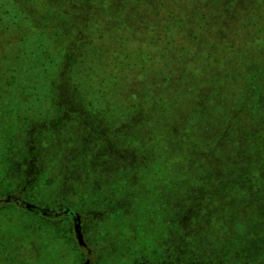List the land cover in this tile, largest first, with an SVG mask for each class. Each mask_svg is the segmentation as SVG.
Returning a JSON list of instances; mask_svg holds the SVG:
<instances>
[{"label":"rangeland","instance_id":"obj_1","mask_svg":"<svg viewBox=\"0 0 264 264\" xmlns=\"http://www.w3.org/2000/svg\"><path fill=\"white\" fill-rule=\"evenodd\" d=\"M110 1L125 12L141 13V24L147 18L154 34L164 36L158 45L169 47L175 53L171 58L182 56L160 71L168 88L187 89L183 115H176L173 123L154 111L146 117L154 126L145 130L144 121L140 123L136 113L125 110L120 114L127 121L117 130L128 137L124 143L137 136V148L105 151L99 145L88 147L86 130L78 137L79 147L77 136L67 137V132L79 131L82 125L75 129L72 109L62 100L52 106L57 120L52 128L44 127L43 117L26 118L15 122L10 135L6 111L0 113V264H22L40 250L49 256L33 264H49L53 256L57 264H264V203L252 207L235 201L236 196L247 200L254 190L247 187L249 180L246 185L241 182L243 168L237 164L244 157L232 155L231 161L225 157L229 152H249L248 144L253 146L259 137H252L255 131H249L239 117L225 126L218 120L230 108L219 95L231 91L232 84L224 77L233 78L243 69L233 64L234 57L231 60L234 48L237 54L244 51L240 46L246 27L241 24L246 23V15L264 7L258 9L256 0ZM102 4V0H58L56 6L69 12L68 26L75 30L91 20L94 12L97 16ZM169 6L181 21L170 18ZM191 13L198 18L191 19ZM98 18L92 20L98 23ZM156 20L162 21V27ZM168 21H178V25L167 27ZM199 26L202 33L194 29ZM193 35L203 42H187ZM181 47L189 51L184 56L179 53ZM211 47H216L213 56L224 60L210 76L215 88H211L210 77L200 86L183 84L197 71L208 70L197 64L195 54L201 51L205 56ZM120 103L125 105V100ZM206 108L220 113L212 115ZM239 112L246 114L245 109ZM59 115L63 116L58 119ZM178 134H182L179 139ZM217 134L221 136L216 139ZM152 152L158 154L153 158ZM154 159L166 170L155 169ZM217 179L226 184L227 198L217 191L214 184L221 181ZM52 237L53 242L48 241ZM17 241L22 244L20 249ZM43 241L44 247L39 245Z\"/></svg>","mask_w":264,"mask_h":264},{"label":"trees","instance_id":"obj_2","mask_svg":"<svg viewBox=\"0 0 264 264\" xmlns=\"http://www.w3.org/2000/svg\"><path fill=\"white\" fill-rule=\"evenodd\" d=\"M57 1L0 0V113L6 111L4 117L8 118L12 129L9 134L13 135V125L16 121L26 118L43 117L45 128H48L47 124L51 126L49 128L57 126V120L53 119L56 108L52 106L60 100L63 105L71 107L72 116L76 120L75 129L82 125L79 131L67 132V137L77 136L78 147L81 143L78 137L86 130L87 141H90L88 147L92 149V145H99L105 151L137 148V136L132 135L131 140L124 143L128 137L117 130L120 124L127 121L123 120L126 116L120 113L128 109L136 113L140 123L144 121L142 125L145 130L148 125L154 126L146 119L154 111L161 113L163 118H169L173 123L177 122V116L183 115L182 102L187 89L184 86L177 89V86L175 88L173 85L168 88L166 81L161 79L163 73L160 68L168 66L172 60L183 58H180L182 56L179 54V58H171L175 53L169 47L158 45L157 40L164 39V36L154 34L152 23L147 22L145 18L141 24V13L132 10L130 13L125 12L116 2L102 0V8L99 6L97 16L94 12L91 20L74 30L68 26L69 12L58 9ZM164 1L169 3L168 0ZM171 3L173 1L170 0ZM255 5L258 9L264 7V0H256ZM169 7L170 14L173 15L170 18L179 20L178 13L173 14V7ZM262 10L264 9L254 10L250 16L246 15V23L241 24L246 27V37L240 46L244 51L237 54L234 48L231 60L234 57L233 64L237 62L243 69L233 78L224 77L228 80L227 84H232L231 91L219 94L227 101V106L230 105L224 114L218 116L219 122H223L225 126L234 116L239 117L246 121L249 131H255L252 137H259L254 139L253 146L248 144L249 152H229L225 156L230 161L232 155L240 154L236 157H244L245 161L237 164L243 168L241 182L246 185L249 180L247 187H252L254 193H248L250 196L247 200L246 196L243 199L236 196L234 199L242 200L243 204L252 207L264 203V20H260ZM189 17L198 18L196 13H191ZM97 18L98 23H95L96 20L92 19ZM156 25L162 27V21L156 20ZM166 25L175 27L178 21H168ZM194 29L202 33L201 26ZM190 39L192 41L188 38L187 42L192 45L203 42V38L196 35ZM229 45L234 47L233 43ZM214 48L216 47L206 49L205 56L200 55L201 51L195 54L197 64L208 70L204 73L197 71L190 79L183 81V84L200 86L201 82L213 75L212 71L217 65H223L224 60L213 56ZM159 50L162 54L158 53ZM168 52L171 55H168ZM188 52L187 48L179 49L183 56ZM228 61L227 59L225 63ZM209 81L211 88H215L212 77ZM174 82L175 80H172V84ZM122 100H125V105L120 103ZM206 109L211 111L212 115L220 113L217 109ZM239 109H245L246 114L240 113ZM235 110H238L237 114H234ZM128 122L131 124L132 120L129 119ZM210 131L213 133L214 129L210 128ZM0 132L2 133L1 127ZM246 134L249 136L250 132L247 131ZM219 136L221 135L217 134L215 138ZM180 137L182 134H178L177 139ZM156 154L152 152V157ZM160 164L159 159H154L155 169H165ZM230 165L227 162V168ZM226 166L222 171L225 172ZM217 180H221L214 184L217 191L227 198L226 184L222 182L223 179ZM181 181L179 178L178 182ZM183 185L188 187V184ZM203 197L207 199V194ZM10 208L17 211L15 206ZM260 209L262 210V206ZM256 210L258 211L255 209L252 213ZM262 211L264 212V209ZM32 216L30 219L33 220ZM261 219L264 221V217ZM8 224L10 225V222ZM2 229L5 231L4 226ZM64 231L65 229L62 230V235ZM61 238L60 242L63 243L64 237ZM53 240L52 237L48 241ZM35 244L37 245V241ZM15 245L19 249L22 247L20 241ZM39 245L44 247V241ZM47 256L49 255L40 250L35 257L24 258L22 264L45 261ZM57 263L56 256L49 258V264Z\"/></svg>","mask_w":264,"mask_h":264}]
</instances>
